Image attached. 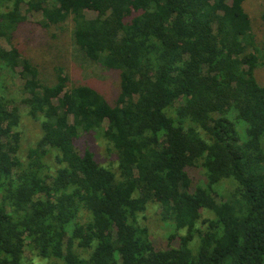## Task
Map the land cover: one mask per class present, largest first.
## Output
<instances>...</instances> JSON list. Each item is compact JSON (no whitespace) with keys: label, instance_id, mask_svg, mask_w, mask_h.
<instances>
[{"label":"trees","instance_id":"16d2710c","mask_svg":"<svg viewBox=\"0 0 264 264\" xmlns=\"http://www.w3.org/2000/svg\"><path fill=\"white\" fill-rule=\"evenodd\" d=\"M244 1L0 0V264H264V41ZM23 7L117 74L114 103L67 63L44 79L13 45Z\"/></svg>","mask_w":264,"mask_h":264},{"label":"rangeland","instance_id":"374dc122","mask_svg":"<svg viewBox=\"0 0 264 264\" xmlns=\"http://www.w3.org/2000/svg\"><path fill=\"white\" fill-rule=\"evenodd\" d=\"M264 0H245L244 9L251 16L254 24V32L258 37V41H264V21L260 19V13L264 9ZM24 14H27V22L16 31L14 44L21 51L37 62L44 73V79L50 76L53 66L67 63L66 71L70 76L71 84H88L101 91L106 98L114 103L119 93V78L115 72L103 68L97 62L85 57V55L72 43L68 36L60 35L54 40L49 30V26L41 12H26L23 7ZM88 12V11H87ZM93 16V13L89 12ZM6 48H10L11 44L6 40L0 42ZM257 79L264 85V66L257 70ZM3 80H7L5 84L6 90L10 93H18V87L24 82L18 76L7 75ZM23 112H27V107L23 108ZM21 131L23 135L24 147L34 144L38 139L39 125L31 117L25 115L21 122ZM103 142H100L98 155L102 162L116 165V156H109L104 150ZM50 166H55L56 158L50 157ZM231 188L227 184L222 190L228 191ZM83 219V214H82ZM141 224L148 227L150 238L157 246H166L169 243L167 235L173 230L161 216L159 210L154 204H151L147 210L140 216ZM81 250V249H80ZM28 251V249H27ZM49 261V260H48ZM46 259L33 256L28 251L24 264H48Z\"/></svg>","mask_w":264,"mask_h":264}]
</instances>
